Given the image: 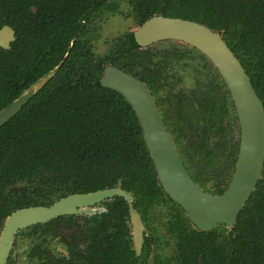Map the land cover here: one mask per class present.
I'll use <instances>...</instances> for the list:
<instances>
[{"label":"trees","instance_id":"trees-1","mask_svg":"<svg viewBox=\"0 0 264 264\" xmlns=\"http://www.w3.org/2000/svg\"><path fill=\"white\" fill-rule=\"evenodd\" d=\"M255 1L245 0L239 8V0H218V4H227L226 13L211 26L220 30L227 25L226 44L264 106V29L250 42L254 32L242 28L238 20L242 12L246 17L259 13L264 18V0ZM128 2L141 21L153 14L193 18L191 0ZM52 4L50 25L33 31L36 42L23 47L26 58L0 64L1 110L63 61L47 83L0 127V188L36 183L58 196L122 186L135 197V206L148 209L161 199L163 190L141 126L125 98L99 81L103 67L111 63L154 88L155 74L147 64L153 56L135 49L138 45L131 33L103 57L91 51L93 20L115 11L116 0H52ZM0 6L4 12L19 7L16 0H0ZM43 16L48 21V14ZM196 20L204 23L201 17ZM236 151V145L230 146L229 168L234 167ZM182 157L187 163L183 151ZM166 227L175 239L176 264H200V257L205 264H264V177L229 234L224 229L192 228L178 215Z\"/></svg>","mask_w":264,"mask_h":264},{"label":"flooded vegetation","instance_id":"flooded-vegetation-1","mask_svg":"<svg viewBox=\"0 0 264 264\" xmlns=\"http://www.w3.org/2000/svg\"><path fill=\"white\" fill-rule=\"evenodd\" d=\"M116 1L118 7L115 11L99 14V16L94 18L90 32L91 51L94 55L103 57L109 53L112 45H115L119 41H126L128 38L127 34L131 33L134 42L138 45L135 49L140 53L148 52L153 56L147 64L152 70L151 72H154L152 74H155V79L153 78L154 88H151L149 83L147 84L141 78L130 74L144 82L154 97L166 129L171 135L176 150L193 181L207 193H223L228 187L234 172L239 148L240 127L230 91L222 75L212 61L194 46L176 39H161L148 45H140L134 37V32L151 17L161 15L202 24L219 32L226 43L224 34L228 28L227 25H223L220 30L212 28L211 25L216 22V18H224V14L226 13L224 7L227 4L225 3V6L224 3L218 4V0H191L194 19L153 14L151 17L141 21L140 16L135 13L128 0H123L130 8V13H126V16H131L136 25L131 30L106 39V50L101 54H97L94 51L93 44L94 37L99 36L97 22L110 16H115L111 19H116V15L122 14V0ZM244 2L245 0H239V8L242 7L241 5H244ZM259 3V0L255 1V4ZM16 4L19 7L16 10L9 8L10 12L2 11V6H0V64L1 62L9 60L11 62L12 60L20 59V57L26 58L22 50L23 47L26 49L27 45L36 42V34L33 31L38 28L46 29L50 25L51 15L49 11L52 10V0H33V2L32 0H16ZM43 13L48 14V21L45 20ZM197 17L203 18L204 23L196 20ZM238 20L242 28L252 29L250 31L254 32V35L250 36V40H248L250 42L256 41L258 39L257 36L260 34L258 30L264 29V18L262 15L256 13L255 15L246 17L244 12H242L238 16ZM259 43L263 42L260 41ZM67 54L68 52L65 53L64 58H66ZM9 62L8 65L10 64ZM17 65L20 67V62ZM110 65L116 66L109 63L103 67V70ZM190 67L194 68V84H191L187 88L177 86L178 84L175 80L179 79V76L182 74L181 70H186ZM18 77H20V74L16 76V78ZM172 85L176 88L173 89ZM228 100H230L231 106L234 109V116L230 117L231 121L227 120L228 111L226 102ZM185 104L198 105L199 110L197 113H201L202 116V125H199L197 121L188 124L189 145L187 147L200 149L203 147L204 141L206 147H209V140L211 143L209 149L213 150L215 147L219 151V155H222L225 163L223 165H226V161L229 159L230 146H237L234 167L229 168L226 165L225 175L220 178L217 177L213 184V189H209L206 186V180H202L184 162L182 157L183 149L179 150V137L183 132L182 129L179 127L176 136L172 134L171 119L172 117L174 118L175 114L180 112ZM263 171L264 166L262 170L264 177ZM112 187H105L103 189ZM118 187L128 192L130 199L115 194L96 203L77 207L78 211L57 215L51 219L17 228L12 236L5 264H148L151 256L152 264H176L177 247L175 239L166 227L169 220L178 215L184 223L188 222L192 228H196L182 206L176 203L162 189L161 199L152 207L144 209L143 207L135 206V197L130 191L122 186ZM220 188H224L222 192L218 191ZM71 194L81 193L74 192L57 196L51 193V191L44 189L43 186H38L36 183H17L8 185L5 188L2 186L0 188V236L7 218L15 211L27 207L50 206L59 199ZM116 199L117 204L115 205L114 201ZM120 199H123L124 202L120 201ZM124 207L127 209L126 215L124 214ZM158 208H160L163 216L162 219H164L162 234L153 222L154 217L152 218L153 212ZM132 212L138 215L141 224V239L138 251L135 246ZM214 229H224L226 230V234L230 233V228L223 223L215 225L210 230ZM164 234L173 239L172 250L169 253L160 250V243ZM202 260L204 261L200 257V264H202Z\"/></svg>","mask_w":264,"mask_h":264},{"label":"water","instance_id":"water-1","mask_svg":"<svg viewBox=\"0 0 264 264\" xmlns=\"http://www.w3.org/2000/svg\"><path fill=\"white\" fill-rule=\"evenodd\" d=\"M134 37L140 45H148L161 39L183 41L200 50L222 75L237 112L240 138L231 181L221 194L207 193L193 181L166 129L155 99L144 82L113 65L103 70L99 82L101 86L121 94L132 107L162 189L182 206L194 226L207 231L223 223L231 229L237 214L258 181L263 178L264 106L261 99L240 61L217 31L189 20L158 15L151 17L136 29ZM62 63L63 61L0 110V127L47 83ZM115 194L130 199L128 192L116 186L94 192L71 194L50 206H34L15 211L7 218L0 236V264H5L12 236L17 228L78 211L77 207L96 203ZM131 216L138 251L141 224L135 212H132ZM148 264H152V256Z\"/></svg>","mask_w":264,"mask_h":264},{"label":"rangeland","instance_id":"rangeland-1","mask_svg":"<svg viewBox=\"0 0 264 264\" xmlns=\"http://www.w3.org/2000/svg\"><path fill=\"white\" fill-rule=\"evenodd\" d=\"M121 15H116V19H111L115 16H110L107 18H104L103 20H99L97 22L99 26V36H95L93 39L94 44V51L97 54L103 53L106 48V42L105 40L108 38L115 37L121 33H124L128 30H131L135 27L136 23L134 22L133 18L131 16L127 17L126 13H130V8L127 5L125 1H121ZM129 18V19H126ZM179 44V43H174ZM193 67H190L186 70H181L182 74L179 76L178 80H175L177 82V86L187 88L191 84H194V78H193ZM173 89L176 88L175 86H171ZM198 105H189L185 104L179 113L174 115V118L172 117V134L176 136V132L179 129V127L182 129V134L180 135V145L179 150L183 149V152L186 155L187 165L189 168L194 171L196 174H198L202 180H206V186L209 189H213V184L215 180L220 178L221 176H224L226 173V165L224 163V160L222 158V155H219V151L214 147L213 150H210L211 143L208 140L209 147H206L205 141L203 143V147L193 148V147H187L188 144V124L198 122L199 125H202L201 121V113L198 114L197 111L199 110ZM226 107L228 111L227 120L231 121V116H234V109L231 106L230 100L226 102ZM237 126V125H236ZM236 137V136H235ZM187 147V148H186ZM221 173V175H220ZM158 213H160L158 215ZM154 217V218H153ZM153 222L156 224L158 231L161 233L163 231L162 227L164 225V219L160 208L156 209L153 212L152 215ZM166 220V219H165ZM159 226V227H158ZM162 234V233H161ZM172 242L173 239L169 237L168 235L162 236V242L160 243V250L162 252H167L172 250ZM163 245V246H162Z\"/></svg>","mask_w":264,"mask_h":264}]
</instances>
